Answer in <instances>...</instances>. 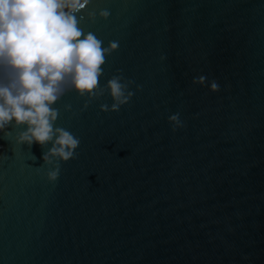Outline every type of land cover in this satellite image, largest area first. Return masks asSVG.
Returning <instances> with one entry per match:
<instances>
[{
  "label": "water",
  "instance_id": "95a60500",
  "mask_svg": "<svg viewBox=\"0 0 264 264\" xmlns=\"http://www.w3.org/2000/svg\"><path fill=\"white\" fill-rule=\"evenodd\" d=\"M77 16L119 43L100 87L122 75L133 96L102 111L108 91L64 85L54 127L80 145L55 182L51 143L0 131V264H264V0H91Z\"/></svg>",
  "mask_w": 264,
  "mask_h": 264
},
{
  "label": "clouds",
  "instance_id": "9594fccd",
  "mask_svg": "<svg viewBox=\"0 0 264 264\" xmlns=\"http://www.w3.org/2000/svg\"><path fill=\"white\" fill-rule=\"evenodd\" d=\"M91 0H0V131L15 121L17 127L26 126L17 142L52 147L43 154L47 164L56 163L48 172V179L59 178V161L76 158L80 139L70 131L54 127L59 111L54 105L72 89L88 102L110 93L111 109L101 105L102 111H119L127 104L133 92L131 80L115 75L101 88L99 80L106 57L118 50L119 43L103 41L79 27L77 14L89 6ZM99 16L107 20L109 10H101ZM97 14L89 12L94 23ZM83 37V38H81ZM205 85L206 78L193 80ZM212 92H218L216 81L210 84ZM70 105L68 108L70 109ZM87 107V103L85 105ZM173 130L182 128L179 114L169 117ZM10 135V133H5Z\"/></svg>",
  "mask_w": 264,
  "mask_h": 264
}]
</instances>
